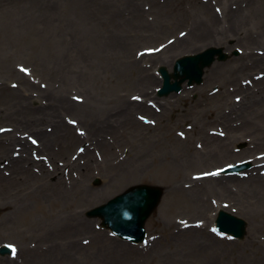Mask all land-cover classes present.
I'll return each instance as SVG.
<instances>
[{
	"label": "rangeland",
	"instance_id": "374dc122",
	"mask_svg": "<svg viewBox=\"0 0 264 264\" xmlns=\"http://www.w3.org/2000/svg\"><path fill=\"white\" fill-rule=\"evenodd\" d=\"M45 1H51V5L41 7L26 0H0V37L5 38L3 35L9 33L11 19H19L20 31L34 34L40 27L34 22L24 26V19L37 23L42 19L47 26L63 25L87 3V0H67L62 6L60 2L65 0ZM104 1L110 3L108 8L115 7L112 16L122 20L117 28L110 25L105 39L119 43L116 49L119 47L124 53L119 59L129 64L140 62L141 71L131 65L116 78L111 77L110 69L102 71L101 81H87L85 88L79 90L77 70L74 72L70 66H65L59 72H52L44 67L39 58L43 42L36 36L21 38L18 35L14 40L5 41L7 45L0 43V129H5L0 131V151L11 142V135L33 146L32 152L20 156L21 147L15 144L7 157L2 156L4 153L0 156V176L7 178L16 177L13 159L22 157L25 161L18 173L20 182H0V247L11 243L16 248L11 256L0 255V264H49V260L51 264H264V207H254L260 206L258 191L252 188L256 199L248 196L249 199L239 200L240 190L250 182L258 185L259 201L264 204V68L254 67L250 56L251 50L260 55L261 49L257 48L264 47L258 42H252L251 46L241 42L254 32V26L248 21L241 33L227 44L223 43L222 48L209 43L202 47L198 43L197 47L177 50V43L190 36L192 26L200 19H194V11L210 6L211 14L218 15L224 22L227 16L224 4L235 1ZM251 1L264 11V0ZM238 6L231 7L235 11ZM136 9L143 15L141 20L145 25L129 22L131 25L126 26ZM112 48L115 49L113 45ZM209 48L222 49L225 58L221 60L218 56L205 70L200 85L185 83L179 93L158 96L157 90L162 87L158 73L161 67L173 72L178 59ZM238 62L247 63L253 77L238 74ZM103 65L104 62L90 63L86 67L91 70L85 68L84 74L91 75L93 68L101 69ZM142 70L153 77L146 92L138 86L143 81ZM17 92L23 93L25 98L30 95L33 101L28 103L32 108H48L49 104L53 107L49 98H58L62 93V100L88 106L81 114H87L92 102L100 104L107 98L110 102L120 98L143 103L153 114L138 109L130 114L126 125L113 121L115 130L104 134L106 141L97 146L96 141L91 140L93 136L88 126L78 122V117L70 111L60 109L61 120L83 142L77 141L68 149L70 142L55 139L46 151L40 145L38 134L54 131V123L44 121L37 130H32L13 122L11 111L12 114L23 111L15 97ZM14 99L17 101L13 108ZM94 103L92 106L99 105ZM113 108V104L108 107V113ZM105 115L95 114L94 120L103 119ZM33 139L36 144L32 143ZM214 144L219 146L212 148ZM27 155L29 162H26ZM130 161H143L146 165H141L143 168L135 177L125 178L121 183L109 181L114 171ZM241 162L250 163V169L237 175L220 174L221 170ZM216 172L219 174L205 175ZM84 175L86 178L82 177ZM215 182L223 190L232 192L237 201L233 196L214 190ZM84 183L100 191L107 190L103 201L86 205L71 198ZM39 185L43 186L40 190ZM138 185L160 187L164 195L146 222V241L133 244L113 236L103 227L101 219L90 218L88 213ZM19 188L24 189L26 198L17 204L11 197ZM193 189L202 190L200 197L207 204L205 208H198L191 196ZM221 210L246 221L244 239L234 240L212 231ZM61 214L83 219L80 221L88 222L89 229L77 230L75 220L69 228L55 225V216ZM199 244L207 248H200Z\"/></svg>",
	"mask_w": 264,
	"mask_h": 264
},
{
	"label": "bare ground",
	"instance_id": "6f19581e",
	"mask_svg": "<svg viewBox=\"0 0 264 264\" xmlns=\"http://www.w3.org/2000/svg\"><path fill=\"white\" fill-rule=\"evenodd\" d=\"M13 1H22V0H13ZM32 3L33 5L41 6V7H48L51 5V1H45L41 0L39 2L38 0H26ZM64 2H60V5L63 6ZM121 1V0H118ZM117 1V2H118ZM235 2H226L224 4V8H226L227 16L224 17L223 20L218 17V15H212L211 14V7L210 6H204L200 8L199 10L194 11V19L195 17L200 18L195 25L192 26V30L190 31V36H186L184 39H180V41L177 43L176 49L177 50H184L188 48H194L197 47L198 43L202 47H205L207 43L209 45H215V46H221L224 47V44L228 43V40H234V37L239 35L243 27H245L250 22L251 25L254 26V32H251L246 39H243L241 42H246L251 46V43L258 42L259 44L263 45L264 47V11L261 9V6L256 7L253 1L251 0H234ZM247 3V5L244 8H239L242 6V4ZM110 3L105 2L104 0H99V2H92L91 0H87V3L81 9L79 12H75V17L70 19L68 23H58V25L51 24V26L44 25L46 23L45 20L41 19V23H37L33 20H26L24 19L23 25L25 26L29 22H34L36 25H38L40 28L35 31L34 34H29L26 31H20L21 30V23L19 19H11L8 24V30L9 33L3 36H6L5 38L0 37V43L6 44L9 40H14L19 35L21 38L25 37H31L36 36L38 38V41L41 43L43 42L42 48L40 50L39 58L42 60V64L44 67H46L47 70H51L52 72H59L62 68L65 66H70L74 72H76V77L78 81V87L79 90L84 89L85 85H87V81L90 80L93 81H101L102 80V71L106 72L109 69L111 70V77L116 78V76H122L125 69L127 67H130L131 65L135 67L137 70L139 69L140 62L136 61L132 64L126 63L125 60H120L119 57L124 53L117 47V43L114 39L113 40H106L105 36L106 33L109 30L110 25L112 27H119L120 23H122V20H117L118 16H112V12L115 7L109 6ZM233 5H239L237 10H233L231 6ZM41 11V10H40ZM159 16L161 17V12L158 11ZM259 14L261 16H259ZM142 14L135 10L131 13V18L127 21V25H131L134 23L135 25L139 26L145 25V22L141 20ZM252 16V19L250 20V17ZM203 19V20H202ZM129 22L131 24H129ZM255 22L259 23L258 25H255ZM242 25V27H241ZM244 25V26H243ZM52 28L51 30H49ZM248 31H251L248 29ZM247 31V32H248ZM3 39H5L3 41ZM41 39V41H40ZM112 45L115 47V49L112 48ZM120 46V45H119ZM229 48V45H228ZM60 49L62 51L60 52ZM260 50V55H256L255 51L251 50L250 56L252 57V65L254 67L258 68H264V48H257ZM1 54V53H0ZM104 62V65L101 66L102 68L95 67L93 68L94 72L91 75H85L84 69L88 68L91 70V68L87 65L90 63H102ZM139 65V66H138ZM173 66V62H172ZM172 66L170 68H172ZM239 67V69H238ZM237 72L238 74H246L248 77H253V73L250 72L251 69H249V65L247 63L238 62L237 63ZM7 70H11V68H6ZM83 70V71H82ZM147 70V69H146ZM146 70H142L140 72V76L143 78V81L138 86H141L144 92H146L147 85H151L152 83V76L149 74H146ZM141 71V70H140ZM252 71V70H251ZM1 72V68H0ZM62 72V71H61ZM144 74V76H143ZM214 74L216 72L214 71ZM259 72L257 73V75ZM114 75V76H113ZM205 76V75H204ZM238 79V78H237ZM161 81V80H160ZM161 82H159L160 84ZM161 86V84L159 85ZM141 89V90H142ZM85 91V90H84ZM59 94V93H56ZM29 95V94H28ZM27 95V96H28ZM25 98V95L23 93L17 92V99H19L18 104L21 108H23L22 112H17L16 114H12L11 111V120L15 123H17L19 126H27L32 130H37L44 121H51L54 123V131L51 133L48 132H41L39 133V142L42 147L46 151H48L51 148V143L56 139H61L62 141L66 139L68 142V149L71 148L77 141H81V138L73 135L72 129L67 126L63 120H61V112L62 111H70V113H73L78 118V122H83L88 126V130L93 136L91 140L96 143L94 145L100 146V142H104L103 136L104 134H108L110 131L111 133L115 130L114 126L111 124L113 121L115 123L123 122L124 125L128 124L127 119H130V114L133 113L134 110H142L148 113L153 114V110L149 109L145 104L143 103H137V102H129L128 100L124 99V101L120 100L118 98L115 102H110L109 98L101 100L99 103H91V106H89V109H87V114H81L83 110H85L87 107H83L82 105H75L72 103L67 102L66 100H62V93L59 95L58 98H55L53 96L52 98H49L52 103H54L53 107L52 104H49L48 108L44 107H34L29 106V101H33L30 99V95ZM17 99H14L12 101V107H15ZM89 99V94H88ZM248 99V96H247ZM128 102H126V101ZM89 101V100H88ZM94 104H99L97 106H92ZM34 104V102L32 103ZM113 104L114 108L111 109L113 111H110L108 113V107H110ZM119 110V111H117ZM95 114H108L107 116L101 118L100 120H94ZM112 117V118H109ZM109 118L108 120H106ZM35 126V127H33ZM89 135V133H88ZM3 137V136H2ZM1 138V136H0ZM12 140L7 146H4L3 152L0 153L3 154L2 156H8V153L10 151V148L12 145L19 144L21 148H19V155L28 154L31 149L33 150V146H31L28 142H23V140H17L16 137H13L11 135ZM74 142V143H71ZM85 142V140H84ZM99 143V144H98ZM212 143H218V142H212ZM211 143V144H212ZM219 145L214 144L212 148H217ZM184 150V149H182ZM32 152V151H31ZM1 156V157H2ZM181 157H188V156H181ZM26 162H29L28 155L26 156ZM25 163L24 159L21 157L20 159H13L12 169L14 170V174H16V177L7 178L4 176H0V182L9 183L10 181L18 182V173L21 170V164ZM141 165H146L145 162H138V161H130L129 163L125 164L123 167H121L119 170L114 171L111 174V179L109 181H115L123 182L125 178L128 180L129 178L135 177L141 167ZM31 168V166H29ZM12 171V170H11ZM2 172H0V175ZM82 177H85L82 176ZM86 178V177H85ZM84 181H86L84 178H82ZM109 181H106L110 186ZM20 182V181H19ZM107 184V185H108ZM130 184V183H128ZM126 184L125 186H128ZM16 184L14 183V186ZM108 185V186H109ZM213 189L214 190H220L222 194H227L228 197H234L236 199V196L229 191L223 190V188L217 183H213ZM43 186L39 185L37 188L40 190ZM252 188L258 191L257 195L259 199L261 200V197L259 196V189L258 185L256 183H250L248 182V185L246 187H243L240 190L239 200L243 199H249L248 196H250V199H256L255 196L256 193H253ZM103 189V188H101ZM23 188H19L16 192H12L14 196L11 198L14 199V202L17 204L20 203V201H24L26 198V195L23 194L24 191ZM37 190V189H36ZM249 190H251L249 192ZM108 192L107 190H98L91 186H87V184L84 183V185H80L77 190L74 192L73 196L74 198L80 202H83L84 204H92L96 202H102L104 198V194ZM193 193H191V196L194 198L195 203L198 205V208L206 207L207 204L201 199V194L203 193L201 189L192 190ZM12 195V194H11ZM16 199V201H15ZM258 200L260 206H254L256 208L264 207V204H261ZM237 201V199L235 200ZM110 202V200L108 201ZM105 203L104 205L108 204ZM55 225H64L65 227L69 228V225H72L73 220H75L78 224L76 226L77 230L81 228L83 230L84 228H88V222L80 221L83 220L80 218V220L75 216H64L63 214L55 216ZM205 234V233H204ZM71 242V241H70ZM198 244V243H196ZM200 248L205 247L203 244H199ZM47 262V261H46ZM49 264H51V260L48 261Z\"/></svg>",
	"mask_w": 264,
	"mask_h": 264
},
{
	"label": "water",
	"instance_id": "95a60500",
	"mask_svg": "<svg viewBox=\"0 0 264 264\" xmlns=\"http://www.w3.org/2000/svg\"><path fill=\"white\" fill-rule=\"evenodd\" d=\"M216 55H219L221 60L225 58L222 50L211 48L198 55L178 60L172 75L166 68H161L164 83L159 96L179 92L181 85L186 81H189L190 85L201 84L204 69L214 63ZM172 78L175 79L174 83ZM246 168L248 166L243 165L229 171L238 172ZM162 196L163 190L159 187L136 186L112 199L108 204L92 210L88 215L101 218L103 225L120 238L135 243L142 242L146 236L145 223L159 205ZM216 225L219 232L232 235L236 239H243L246 235V222L224 211H220ZM9 252L10 248L0 249L2 255Z\"/></svg>",
	"mask_w": 264,
	"mask_h": 264
},
{
	"label": "snow or ice",
	"instance_id": "6c2138e0",
	"mask_svg": "<svg viewBox=\"0 0 264 264\" xmlns=\"http://www.w3.org/2000/svg\"><path fill=\"white\" fill-rule=\"evenodd\" d=\"M22 70L25 71V72L28 71V69H26V68H23ZM77 99H79V97H78ZM134 99H137V100H138V99H140V97H134ZM239 99H240V98L237 97V100H239ZM141 119H143V117H142ZM72 123H75V121H72ZM0 131H5V129H0ZM81 134H83V133H81ZM181 135H183V133H181ZM32 143H33V144H36L37 141H36L35 139H33V140H32ZM81 151H83V149H81ZM218 174H219V172H216V173H205V175H218ZM197 178H199V177H197ZM181 223H184V222L182 221ZM212 231H213V232H216L217 230H216L215 228H213ZM221 235H222V234H221ZM6 247L12 249L13 254H15V252H16V248H15V245H14V244H11V243H10V244H7Z\"/></svg>",
	"mask_w": 264,
	"mask_h": 264
}]
</instances>
